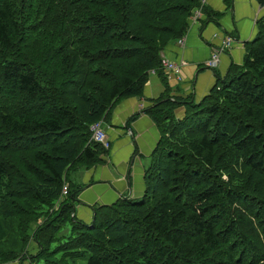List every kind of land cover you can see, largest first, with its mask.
I'll list each match as a JSON object with an SVG mask.
<instances>
[{"label":"trees","instance_id":"1","mask_svg":"<svg viewBox=\"0 0 264 264\" xmlns=\"http://www.w3.org/2000/svg\"><path fill=\"white\" fill-rule=\"evenodd\" d=\"M198 5L0 0V264H264V14L243 63L194 103L171 98L161 58ZM153 70L144 193L79 219L70 177L106 153L89 128Z\"/></svg>","mask_w":264,"mask_h":264},{"label":"crops","instance_id":"2","mask_svg":"<svg viewBox=\"0 0 264 264\" xmlns=\"http://www.w3.org/2000/svg\"><path fill=\"white\" fill-rule=\"evenodd\" d=\"M263 14L258 0H207L202 16L197 21L189 20L183 47L174 42L162 53L167 60L182 65L181 79L166 77L171 98L199 102L210 92L217 78L226 76L231 65H241L244 45L255 38L256 22ZM225 35L232 36L236 42L220 56L215 68L207 69L206 62ZM163 91V83L154 73L149 75L141 97L123 99L112 107L104 123L110 148L99 164L78 170L70 177L81 187L75 204L79 219L89 221L95 206L112 205L122 198L142 197L144 172L159 140V131L141 110L152 106ZM184 112V105H179L174 117L181 119Z\"/></svg>","mask_w":264,"mask_h":264},{"label":"built area","instance_id":"3","mask_svg":"<svg viewBox=\"0 0 264 264\" xmlns=\"http://www.w3.org/2000/svg\"><path fill=\"white\" fill-rule=\"evenodd\" d=\"M207 0H199V5L198 7L194 8L191 12L189 20L191 21H197L201 16H202V9L205 6ZM259 6L264 10V4H259ZM236 42V40L230 36V35H225L221 39V44L218 48H214L210 59L206 62V67L207 69L212 70L215 68L218 63L220 56L224 54L225 52H228L232 45ZM176 44L181 48L184 45V36L179 38L176 41ZM181 64L173 63L169 60H167L165 57L162 56L161 58V68L163 69V72L167 79H170L172 76L179 80L181 79ZM155 71H151L149 75L154 74ZM105 124L103 120H100L94 124H92L89 128L90 130V142L99 144L105 151H107L110 148V140L106 134L105 131ZM68 184L64 183L62 188H61V194H60V200H63L67 194H68Z\"/></svg>","mask_w":264,"mask_h":264},{"label":"rangeland","instance_id":"4","mask_svg":"<svg viewBox=\"0 0 264 264\" xmlns=\"http://www.w3.org/2000/svg\"><path fill=\"white\" fill-rule=\"evenodd\" d=\"M60 200V199H59ZM66 231L68 232L69 231V226L67 225L66 226ZM34 252H36V246H34L32 243L30 244L29 246V249H28V254H33ZM75 264H86V260H81V261H78L76 262Z\"/></svg>","mask_w":264,"mask_h":264}]
</instances>
